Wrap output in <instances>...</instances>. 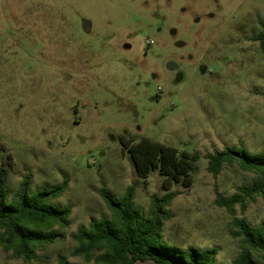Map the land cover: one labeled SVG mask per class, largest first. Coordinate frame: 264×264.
<instances>
[{"label":"rangeland","instance_id":"rangeland-1","mask_svg":"<svg viewBox=\"0 0 264 264\" xmlns=\"http://www.w3.org/2000/svg\"><path fill=\"white\" fill-rule=\"evenodd\" d=\"M264 0H0V172L9 199L24 177L31 192L63 181L54 205L70 227L30 263L0 247V264L86 263L72 234L110 216L99 191L135 187L147 211L163 177L138 176L120 138L148 136L198 153L191 187L176 184L164 226L168 246L240 252L232 223L264 221V199L243 213L219 205L256 175L227 166L215 177L206 155L243 142L264 150ZM151 264V263H138Z\"/></svg>","mask_w":264,"mask_h":264},{"label":"trees","instance_id":"trees-1","mask_svg":"<svg viewBox=\"0 0 264 264\" xmlns=\"http://www.w3.org/2000/svg\"><path fill=\"white\" fill-rule=\"evenodd\" d=\"M257 40L264 52V30ZM120 142L144 182L153 171H159L166 194H154L148 210L144 211L134 204V186L120 198L105 188L100 189L110 216L92 219L88 226L72 234L76 246L71 255L94 264H218V248L201 250L190 246L183 249L164 242V226L173 218L170 207L178 196L172 189L176 184L193 185L200 155L148 136L140 140L121 136ZM3 150L0 145V152ZM205 158L207 171L215 177L227 166L256 175L250 184L239 186L236 194L219 201L221 207L234 214L235 206L240 205L244 213L257 197L264 199V150L252 153L240 142L238 146L208 153ZM67 185L65 180L32 193L31 175H27L9 199L4 174L0 172V247L11 252L15 259L30 263L38 251L53 244L59 238L55 229L66 230L71 225V206L52 203L64 194ZM232 226L231 234L239 239L240 246L232 264H264V221L253 227L245 218L235 219ZM59 264L68 263L60 260Z\"/></svg>","mask_w":264,"mask_h":264}]
</instances>
